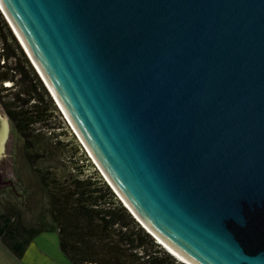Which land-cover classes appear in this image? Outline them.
Returning <instances> with one entry per match:
<instances>
[{"label":"water","instance_id":"obj_1","mask_svg":"<svg viewBox=\"0 0 264 264\" xmlns=\"http://www.w3.org/2000/svg\"><path fill=\"white\" fill-rule=\"evenodd\" d=\"M0 5L146 225L193 264H264V0Z\"/></svg>","mask_w":264,"mask_h":264},{"label":"trees","instance_id":"obj_2","mask_svg":"<svg viewBox=\"0 0 264 264\" xmlns=\"http://www.w3.org/2000/svg\"><path fill=\"white\" fill-rule=\"evenodd\" d=\"M0 84L12 91L4 108L45 196V206L33 223L13 203L0 211L1 243L20 258L38 235L57 231L60 248L73 264H186L134 216L90 155L82 152L81 141L71 143L77 151L64 166L53 169L58 165L50 159L68 145L61 137L63 131L72 133L71 127L1 8ZM52 132L56 137L50 140L47 134ZM87 165L96 168L86 173Z\"/></svg>","mask_w":264,"mask_h":264},{"label":"rangeland","instance_id":"obj_3","mask_svg":"<svg viewBox=\"0 0 264 264\" xmlns=\"http://www.w3.org/2000/svg\"><path fill=\"white\" fill-rule=\"evenodd\" d=\"M11 96L12 91L0 88V116L5 117L8 124V133L3 149L5 155L0 158V211L6 210L7 204L13 203L24 211L25 219L28 222L33 223L39 218V214L45 206V196L32 166L30 167V164L28 163V155L23 150L22 138L14 128L13 122L4 108L3 101L8 100ZM51 123L55 126L58 124L56 120H52ZM70 129L72 133L61 131L64 133L61 138L68 145H66V148L63 151L58 149L56 155L50 159L51 162L58 165L53 169L61 168L63 165L62 163L67 162V157L76 150V146L71 143H77L76 139H78V137L72 130V127ZM55 137L56 134L54 132H52V134H47V138L50 140ZM77 141L79 142L80 140L78 139ZM82 150V152L86 151L88 156L90 155L86 147ZM79 155L84 157L83 153H80ZM91 159L90 161L98 168L92 157ZM46 160L43 163H40L39 166L44 165ZM85 164H89V162ZM96 167L87 165L88 170L86 169V173H89L90 170L93 171ZM0 264L73 263L62 252L57 231H49L38 235L29 244L24 256L20 258L1 243L0 240Z\"/></svg>","mask_w":264,"mask_h":264},{"label":"bare ground","instance_id":"obj_4","mask_svg":"<svg viewBox=\"0 0 264 264\" xmlns=\"http://www.w3.org/2000/svg\"><path fill=\"white\" fill-rule=\"evenodd\" d=\"M1 6V5H0ZM2 11V10H1ZM3 12V11H2ZM3 14H4V16L6 17V19H7V21H8V23L10 24V21L8 20V18H7V16H6V14L3 12ZM10 26H11V28L14 30V28H13V26L10 24ZM15 31V30H14ZM24 46V45H23ZM25 47V46H24ZM27 51V50H26ZM28 53V52H27ZM28 56L30 57V55H29V53H28ZM30 59H31V61H32V63H34L33 62V60H32V58L30 57ZM35 65V64H34ZM36 66V65H35ZM36 68V67H35ZM37 69V68H36ZM38 71V70H37ZM39 73V72H38ZM41 74V73H40ZM42 76V75H41ZM44 79V78H43ZM46 82V81H45ZM53 93V92H52ZM58 101V100H57ZM59 103V102H58ZM59 105H60V103H59ZM60 107H61V105H60ZM61 109H62V112L64 111L63 110V108L61 107ZM63 114H64V117L66 118V120H67V122L70 124V126L72 127V130L76 133V135H77V137H78V139L80 140V141H82L83 143H84V141L82 140V138H81V136L79 135V133H78V131L76 130V128L74 127V125L72 124V122L69 120V118H68V116L66 115V113H65V111L63 112ZM78 133V134H77ZM79 135V136H78ZM80 137V138H79ZM83 145V144H82ZM84 145H86L85 143H84ZM84 147H87V146H84ZM90 151V150H89ZM90 156H92L93 157V155L91 154V152H90ZM94 158V157H93ZM94 161H95V163L96 164H98V162L95 160V158L93 159ZM98 168L99 169H101V167H100V165L98 164ZM101 171L103 172V170L101 169ZM104 173V172H103ZM105 175V174H104ZM110 181V180H109ZM111 182V181H110ZM114 186V185H113ZM115 187V186H114ZM116 189V188H115ZM117 190V189H116ZM117 192H118V190H117ZM119 193V192H118ZM119 195H120V197H121V199L128 205V203L125 201V199L122 197V195L119 193ZM123 202V203H124ZM129 206V205H128ZM130 207V206H129ZM130 209L135 213V211L130 207ZM129 209V210H130ZM130 210V211H131ZM131 211V212H132ZM132 212V213H133ZM135 215L140 219V221L150 230V231H152L153 233H155L148 225H146L144 222H143V220L135 213ZM135 216V217H136ZM155 235L157 236V238H158V241L159 242H161V243H163L164 245H165V247L166 248H168L170 251H172L174 254H176L180 259H182V260H184L187 264H193V263H191L189 260H187L185 257H183L180 253H178L175 249H173L168 243H166L162 238H160L156 233H155Z\"/></svg>","mask_w":264,"mask_h":264},{"label":"clouds","instance_id":"obj_5","mask_svg":"<svg viewBox=\"0 0 264 264\" xmlns=\"http://www.w3.org/2000/svg\"><path fill=\"white\" fill-rule=\"evenodd\" d=\"M19 40V39H18ZM20 41V40H19ZM21 43V42H20ZM27 53V52H26ZM44 81V80H43ZM53 96V95H52ZM57 103V102H56ZM59 106V105H58ZM60 108V107H59ZM61 109V108H60ZM62 111V110H61ZM83 144V143H82ZM97 165V164H96ZM99 169V168H98ZM100 170V169H99ZM102 173V172H101ZM107 180V179H106ZM110 184V183H109ZM113 188V187H112ZM114 189V188H113ZM115 191V190H114ZM168 249V248H167ZM169 250V249H168ZM170 251V250H169ZM173 253V252H172ZM175 255V254H174ZM178 257V256H177ZM179 258V257H178ZM180 259V258H179ZM181 260V259H180ZM184 262V261H183ZM186 263V262H185ZM187 264V263H186Z\"/></svg>","mask_w":264,"mask_h":264}]
</instances>
